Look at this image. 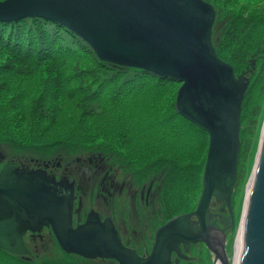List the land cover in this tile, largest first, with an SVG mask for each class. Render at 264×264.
<instances>
[{
  "label": "water",
  "instance_id": "obj_1",
  "mask_svg": "<svg viewBox=\"0 0 264 264\" xmlns=\"http://www.w3.org/2000/svg\"><path fill=\"white\" fill-rule=\"evenodd\" d=\"M27 17L66 25L102 61L180 82L177 111L208 132L210 144L197 209L175 215L163 225L147 257L123 244L110 216L102 221L90 212L86 222L74 228V184L51 179L42 169L23 162H9L0 170V248L29 253L26 232L48 226L63 250L87 258L115 257L120 264H179L174 262L173 251L182 257V244L193 249V241L202 240L214 252L215 264H229L225 239L234 225L232 197L242 147V105L250 76L245 71L237 74L230 62L219 57L213 41L217 18L213 2L0 0V21ZM253 181L242 221L240 264H264V132ZM214 197L228 220L218 226L209 220Z\"/></svg>",
  "mask_w": 264,
  "mask_h": 264
},
{
  "label": "trees",
  "instance_id": "obj_2",
  "mask_svg": "<svg viewBox=\"0 0 264 264\" xmlns=\"http://www.w3.org/2000/svg\"><path fill=\"white\" fill-rule=\"evenodd\" d=\"M237 13L226 19V40L219 43L213 35L219 56L236 72L241 62L264 61V18L259 12ZM0 41L1 149L57 153L54 150L61 146L72 151L75 145L89 144L115 151L140 182L150 174L158 178L163 199L174 213L182 211L184 202L188 206L182 209L189 210V200L203 186L207 158L199 151L208 140L209 147L210 137L177 111L179 88L170 84L172 79L102 61L72 29L43 17L0 21ZM88 56L93 57L91 71L74 67ZM111 111L114 121L107 118ZM256 125L254 119L248 122L239 159L250 153ZM98 140L108 144H95ZM28 255L0 248L2 264H34ZM51 261L43 264H56Z\"/></svg>",
  "mask_w": 264,
  "mask_h": 264
},
{
  "label": "rangeland",
  "instance_id": "obj_3",
  "mask_svg": "<svg viewBox=\"0 0 264 264\" xmlns=\"http://www.w3.org/2000/svg\"><path fill=\"white\" fill-rule=\"evenodd\" d=\"M214 3L215 8L217 9V18L214 33L217 36V39L219 40V43L223 40H226L227 35L226 32L230 26H228V23L226 19H229L234 11H238L237 15H242L244 12L246 14H256L261 13L262 17L264 18V0H210ZM264 27V21L262 22ZM215 41V37H214ZM0 43H2L0 41ZM4 46L2 43L1 46ZM28 45V44H26ZM228 57V56H227ZM226 57V58H227ZM92 63H93V57L88 56L86 57V60L84 62H74L73 65L76 67L79 65V68L81 69H87L92 70ZM250 66V68H245L247 64ZM250 69V70H248ZM244 70L249 71L250 74V85L249 90L247 92V95L244 100L243 104V113H242V128H241V140L242 144L246 142L248 138V122L251 121V119H254L257 121V125L255 126V132L252 140V148L250 150V153L244 157L239 159V177H243L242 181L238 182L235 193L233 195V211L235 216V227L228 230L227 236H226V246L227 250L230 251L232 244L234 253V243L236 239L237 229L242 224V218L244 216V212L246 209L247 204V193L248 189L250 188V181L254 177V171L258 160V154L260 149V143L261 138L263 136L264 132V61L261 60L257 63L256 59L249 60L247 62H241V65L237 67V71L239 73H242ZM252 70V72H251ZM170 84L175 88H179L181 86V83L178 81L169 80ZM258 110V114L256 115V111ZM114 111V110H113ZM113 111L109 112L107 114V118L111 120H115V116H113ZM255 113V114H254ZM253 121V120H252ZM202 135V134H201ZM49 139V138H48ZM251 139V136H250ZM102 142L108 144V141H102L98 140L95 142V144H101ZM208 143L204 146V143H202V149L199 152H202L204 150V156L207 158V151H208ZM5 146V144H3ZM3 146V147H4ZM114 147H116L114 145ZM5 148V147H4ZM74 149L68 150L65 148V146L58 147V149H55L57 153L48 152L46 149H37L32 148L28 151H17L13 149V147L8 146L7 149H1L0 153H2L5 157L1 161L2 163H5V161H24L28 163H32V159H56L57 157L61 156L64 157V162H69L70 160H73L76 156L86 153V154H96L101 153L104 155V158L107 160V166L110 165L111 167V176L112 181H116L118 184V187L116 191L114 192L113 196L109 197V200L106 203H99V201L95 198H90L88 202L85 200L84 206V212L86 213V209L90 210L94 206H98L102 209V214H108L111 217H113L120 228V230L125 233V241H129L130 245L135 247L140 253H143L145 249H150L152 246V236L153 232L160 223L165 221V217L160 215L158 217H155L154 215H151V205H147L144 201H141L138 206L132 205L131 202L134 201L133 194L134 191L137 188H141L143 185V182H150L153 178V174L148 175L147 178H145L144 181L140 182L136 177L139 178V176H134L131 171H129V168L126 164H123L124 158H121L119 155L117 156L115 151L109 150V152H104L100 148L96 149V146H91L89 144H83V145H75L73 147ZM92 148V149H91ZM112 149V148H111ZM61 150V151H57ZM102 151V152H101ZM31 152L32 155H28L27 153ZM60 152L62 153L60 155ZM99 155V154H97ZM96 155V156H97ZM172 155H170V159ZM6 159V160H5ZM207 160V159H206ZM128 162V161H127ZM129 163V162H128ZM153 169L150 167L146 173L152 172ZM238 177V178H239ZM157 178V177H155ZM129 179H131L129 181ZM143 180V179H142ZM127 184L125 190L121 191V186L123 183ZM131 182V184H128ZM157 185V184H156ZM181 187V186H180ZM199 190V194L195 195L193 200H189L190 204V210L196 207L200 195L202 193V187L197 188V191ZM250 190V189H249ZM186 192L184 191V194ZM188 204H181L179 207L180 210L186 212L184 209L187 207ZM124 207V208H123ZM188 210V211H190ZM241 219V221H240ZM127 227V231H124L123 225ZM44 232L49 236V253H44L45 249V243L43 248H41L39 251H34L33 244L31 239L26 238V243L28 246H30L33 251L30 255L27 256L34 264H43V262L47 260H52L51 262L56 264H119L117 260L110 261L106 259H93V258H86L79 254L75 253H68L64 251L58 244V241L56 238H54L53 235H51V231L48 229H44ZM240 234V231H238V236ZM139 239H145V243L143 245H138L137 241ZM150 239V241H149ZM202 246V247H201ZM198 247V248H197ZM197 248V249H196ZM202 248H205L209 253L212 255V258L209 262H205L204 253L201 251ZM189 255L194 256V260H186L180 261V264H214V254L213 252L207 247L205 243H201L194 247L190 252ZM229 255V254H228ZM230 256V255H229ZM228 256V257H229ZM26 258V259H27ZM112 260V259H111ZM55 261V262H54ZM5 259H0V264L4 263ZM17 264V263H13Z\"/></svg>",
  "mask_w": 264,
  "mask_h": 264
},
{
  "label": "flooded vegetation",
  "instance_id": "obj_4",
  "mask_svg": "<svg viewBox=\"0 0 264 264\" xmlns=\"http://www.w3.org/2000/svg\"><path fill=\"white\" fill-rule=\"evenodd\" d=\"M4 157L5 156L2 153H0V169L3 166V164L9 162V161H5V163H2L1 161L4 159ZM63 159L64 157H62V155L54 160L53 159L37 160L33 158L32 163L31 164L29 163L27 165H30L32 168L42 169L47 173V175L51 179H57L58 181L64 179L67 180L69 183L74 184L75 200H74V210H73V223L75 227L85 221L86 217L89 214L88 213L89 211L97 213L99 217H101V219H106V218H102V216H106L108 214L101 213L103 208L101 209L99 207L100 205H98L97 207L94 206L90 210L86 209V213H85L84 207L86 208V206H84V204H85V200L86 202H88V200L92 197L95 198V200L97 199L99 203L104 204L109 200V197L113 196L114 192L116 191L118 184L116 181L114 180L112 181L111 167L110 165L107 166L108 159L106 160L104 158V155H102L101 153L89 154V155L86 153H82L76 156L73 160H70L69 162H64ZM136 178L139 180L138 177ZM130 180L131 179H129V181ZM128 184H131V182H129ZM126 186H127L126 182L122 184L121 186L122 192L125 190ZM159 188L160 186L158 185V178L153 177L150 182L144 181L142 187L137 188L134 191L133 194L134 201L131 202L132 205H136L137 207L141 201H144L148 206L151 205V215H154L155 217H158L160 215L164 216L165 221L160 223L158 228L161 225L165 224L169 220V217L172 214L171 207L164 201L163 193L159 190ZM222 209L223 207L221 206V202L218 201L217 198H213L210 205L211 217H209V220L214 226L216 225L218 226V224L222 225L221 222L223 220L224 222L228 221L226 216L222 215L224 213ZM110 219L113 222L114 226L120 231V237L122 242L124 244L131 246L129 241H125V233H123V231L120 230L115 219L111 216ZM194 219L197 220V217H194ZM44 229L50 230L51 235H53L54 238H56L52 228L48 226H44L41 231L28 230L24 236L25 239L26 238L31 239L33 244V249L36 252L39 251L42 246H44V243L46 242L49 243L50 241L49 240L50 238L44 232ZM123 229L124 231H127V227L125 226V224L123 225ZM156 231L157 228L153 232V236H152L153 243L155 240ZM213 233L215 235H219L218 229H214ZM28 247L31 249V253H32L33 249L30 246ZM133 248L136 249L135 247ZM146 251L147 249H145L143 253H140L137 250L139 254H144ZM188 256L190 261L194 260L193 259L194 256L191 255Z\"/></svg>",
  "mask_w": 264,
  "mask_h": 264
},
{
  "label": "bare ground",
  "instance_id": "obj_5",
  "mask_svg": "<svg viewBox=\"0 0 264 264\" xmlns=\"http://www.w3.org/2000/svg\"><path fill=\"white\" fill-rule=\"evenodd\" d=\"M249 85H250V81H249ZM248 90H249V86H248V89H247V92H248ZM247 92H246V95H247ZM246 95H245V97H246ZM244 100H245V98H244ZM243 104H244V101H243ZM177 109V108H176ZM242 113H243V105H242ZM207 161V160H206ZM206 166V165H205ZM254 177H253V179L250 181V190L248 189V193H247V204H246V207H247V205H248V199H249V194H250V191H251V188H252V185L254 184ZM159 182V181H158ZM202 192H203V188H204V173H203V177H202ZM237 187V186H236ZM236 190V189H235ZM235 192V191H234ZM201 195H202V193H201ZM201 195H200V197H201ZM232 199H233V197H232ZM199 200H200V198H199ZM198 203H199V201H198ZM198 203H197V205H196V207H194L193 209H189L190 211H192V210H196L197 209V206H198ZM170 207H171V210H172V214H171V216L169 217V220L170 219H172L175 215H178V214H181V213H188V212H190V211H188V210H186V212H184V211H181V212H176V213H174L173 212V208H172V205H170V204H168ZM232 207H233V200H232ZM234 212V211H233ZM106 217H109V215H106V216H102V218H106ZM102 221H104L105 219H101ZM168 220V221H169ZM244 220V217L242 218V221ZM167 221V222H168ZM240 221H241V219H240ZM166 222V223H167ZM165 223V224H166ZM165 224H163V225H165ZM163 225H161L159 228H157V231H156V234H155V240H154V243H153V245H152V248H151V250H148L147 249V251L144 253V254H139L138 252V254L140 255V256H143V257H147L148 256V253L150 254L151 252H152V250H153V246H154V244H155V242H156V236H157V232H158V230L163 226ZM235 227V216H234V225L232 226V227H230V228H228V230L229 229H231V228H234ZM117 229V228H116ZM228 230H227V232H226V236H227V233H228ZM238 231H240V234H239V236H238ZM242 231H243V224H241V226L237 229V234H236V239H235V243H234V253L232 254V252L231 251H233V249H232V244L230 245V247H231V249H230V251H228L227 250V246H226V239H225V248H226V253H227V255L229 256L228 258V260H229V264H240V255H241V251H242ZM117 232L120 234V231L117 229ZM149 241H150V239H149ZM201 242H203V243H205L206 244V242H204V241H202V240H195V241H193V248L194 247H196L197 245H199V244H201ZM145 243V239H139L138 241H137V244L138 245H143ZM125 246H127V247H130V248H132V249H134L132 246H129V245H127V244H124ZM207 245V244H206ZM202 247V246H201ZM208 247V246H207ZM41 248H43V246L41 247ZM198 248V247H197ZM196 248V249H197ZM209 248V247H208ZM49 249V245H48V243L46 242L45 243V249H44V253H49L50 251L48 250ZM210 249V248H209ZM134 250H136V249H134ZM192 249H185V247H184V244H182V251H183V255H182V257L181 256H178V253L176 252V251H173V257H174V262H176V263H179V261H180V259L181 260H189V252L191 251ZM211 250V249H210ZM137 251V250H136ZM203 253H204V257H205V262H209L210 260H211V258H212V255L209 253V251H207L205 248H202V250H201ZM212 251V250H211ZM213 252V251H212ZM74 253V252H73ZM75 254H78V253H75ZM213 254H214V252H213ZM98 258H100V259H106V260H110V261H115V260H117L115 257H112V258H108V257H103V258H101V257H98ZM98 258H93V259H98ZM176 258H178V261H176L175 259ZM112 259V260H111ZM118 261V260H117ZM205 262L203 263V264H205ZM118 263L120 264V262L118 261ZM180 264V263H179ZM214 264H215V254H214ZM217 264V263H216Z\"/></svg>",
  "mask_w": 264,
  "mask_h": 264
}]
</instances>
